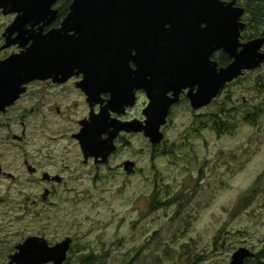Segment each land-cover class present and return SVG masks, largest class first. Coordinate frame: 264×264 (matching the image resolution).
Segmentation results:
<instances>
[{"label": "rangeland", "instance_id": "1", "mask_svg": "<svg viewBox=\"0 0 264 264\" xmlns=\"http://www.w3.org/2000/svg\"><path fill=\"white\" fill-rule=\"evenodd\" d=\"M10 20L0 15V33ZM253 79L234 88L241 109L264 105V91L257 94ZM223 105L217 102L212 112ZM204 113L180 107L155 154L143 138L133 137L132 149L114 163L137 161L132 175L117 169L96 177L95 167L85 165L80 191L51 199L31 234L51 244L71 237L64 264H85L88 257L89 264H229L242 247L257 256L245 264L264 262V113L255 122L233 113L235 129L223 135ZM66 153L59 160L69 162ZM6 183L0 182V264L8 263L26 235L14 209L24 200L20 187L8 192Z\"/></svg>", "mask_w": 264, "mask_h": 264}, {"label": "flooded vegetation", "instance_id": "2", "mask_svg": "<svg viewBox=\"0 0 264 264\" xmlns=\"http://www.w3.org/2000/svg\"><path fill=\"white\" fill-rule=\"evenodd\" d=\"M74 1L56 0L47 12L34 16L32 21L13 32L8 31V28L18 18L23 17L24 13L5 14V8L0 7V15L11 17L0 33V61L26 50L33 43V34L46 36L54 33L55 37L51 38V43L56 46H62L67 37H82L85 31L82 21L85 19L120 21L113 25L112 31L109 29L99 33L104 37L109 36L115 53L118 52L119 47H123L126 53V61L120 65L123 71H120L118 76L111 77V71H102L95 73L93 77H87L84 64L64 71L59 70L47 78L28 82L24 92L13 104L0 107V182L7 181L5 187L8 192H11L15 185L20 187L18 194L24 200L18 202L14 209L21 214L18 219L22 220L26 229L22 242L33 235L45 237L42 234H31L35 220L48 213L51 206L49 202L60 192L77 194L80 191L85 165L95 167L96 177L100 176L101 170L114 172L117 169L123 170L125 175H132L137 168V161L126 158L114 167L118 155L123 150L132 149L133 137L143 138L146 147L150 145L155 154L159 146L166 141L167 128L180 107H187L191 113L202 114L204 110L205 117L212 123L213 116L225 121L234 118L233 113L242 112L243 116L247 114L253 118L260 115L261 110L264 113V105L247 104V108L241 109L234 99V88L241 87L245 79L248 78L250 81L252 76L254 81L251 84H254L253 89H256L257 94L264 91V58L258 66L244 69L241 76L228 82L209 104L195 109L191 96L200 90L201 80L198 77L207 73L209 60L206 54L193 51L192 62L170 63L166 66L170 69L180 68L190 63L189 72L182 71L176 74L180 71L166 70L164 77L155 78V74L149 72L150 66L155 64L134 59L137 50L127 41L121 45L118 39L124 31L125 34L132 32V16L129 13L80 14L77 26L69 23L63 30ZM220 1L223 6L231 10L243 9L239 22L244 24V28L240 30L237 53L244 49V44L258 38L264 39V14L254 12L251 8L252 4L258 8L263 6L264 0ZM125 11L128 12V7ZM171 27L169 23L163 26L164 30ZM207 27V23H201L198 29L203 31ZM196 29L187 30L191 31V34H196ZM79 41L84 43L82 39ZM128 52L130 58L127 57ZM260 54H264V44ZM234 60L235 57L224 49H219L210 56L209 65L212 67L216 62L218 70H221L231 65ZM91 65L108 66L107 64ZM151 97H158L167 102L176 100L170 105L167 123L161 128L165 138L160 144L151 143L144 132L127 131L123 128L124 124L134 120L141 126L148 124ZM220 101L224 105L219 107L217 112H212L213 106ZM244 101L248 99L244 98ZM228 104L231 105L230 109L225 108ZM98 115H101L99 140L104 141L114 136L113 142L116 146V150L104 163H98L95 157L86 160L81 139L84 129L90 128L93 124L92 119ZM66 152H70L69 162H66L64 157L59 160L61 155L67 154ZM98 161H101V158ZM129 161L135 163L133 171L126 169V163Z\"/></svg>", "mask_w": 264, "mask_h": 264}, {"label": "water", "instance_id": "3", "mask_svg": "<svg viewBox=\"0 0 264 264\" xmlns=\"http://www.w3.org/2000/svg\"><path fill=\"white\" fill-rule=\"evenodd\" d=\"M55 1L0 0V7L5 8V14L24 13L8 31L19 30L32 21L34 16L47 12ZM126 7L128 12L125 11ZM126 13L132 16V32L125 34L124 31L118 39L121 45L127 41L137 50L134 59L155 64L149 69L150 73L155 74V78L164 77L166 70L180 71L176 74L182 71L189 72L190 63L180 68L170 69L166 66L170 63L192 62L193 51L206 54L209 60L207 73L198 77L201 80L200 90L191 96L195 109L209 104L228 82L241 76L244 69L258 66L264 58V54H260L264 44L263 38L244 44V49L237 53L240 30L244 28V24L239 22L243 9L231 10L223 6L220 0H75L63 30L69 23L78 24L80 14ZM117 22L120 21L85 19L82 21L85 25L84 35L79 38L67 37L62 46L51 43V38L55 37L54 33L46 36L33 34V43L26 50L0 61V107L13 104L24 92L28 82L47 78L59 70L64 71L84 64L87 77H93L95 73L102 71H111V77L118 76L119 72L123 71L121 63L126 61L125 49L119 47L115 53L109 36L104 37L99 33L109 29L112 31L113 25ZM168 23L172 27L164 30L163 26ZM201 23H207V29L199 31ZM189 28H197V33L191 34V31L187 30ZM80 39L84 43H80ZM219 49H224L235 57L231 65L221 70H218L216 62L212 67L209 65L210 56ZM127 57L130 58V52L127 53ZM91 64L108 66L97 67ZM151 98L148 124L141 126L134 120L124 124L123 128L127 131L144 132L151 143L160 144L165 138L161 128L167 123L169 107L176 100L167 102L158 97ZM92 122V126L84 129L81 136L85 158L88 161L90 157H95L98 163H104L116 150L114 136L104 141L99 140L101 115L94 117ZM99 158L101 161H98ZM134 166V162L126 163L128 171H133ZM72 242L71 237H66L62 241L50 244L45 237L29 236L17 245V250L10 255L8 264H64ZM255 256L256 254L249 248L242 247L233 254L229 264H245L248 259Z\"/></svg>", "mask_w": 264, "mask_h": 264}, {"label": "trees", "instance_id": "4", "mask_svg": "<svg viewBox=\"0 0 264 264\" xmlns=\"http://www.w3.org/2000/svg\"><path fill=\"white\" fill-rule=\"evenodd\" d=\"M251 8H252V11H254V12H259L262 15L264 14V5L258 8V6L252 4ZM261 112L263 113V110H261ZM245 121L255 122L256 118H253V117L246 114L245 115ZM212 126L219 133V135L232 133V131H234V129H235V125L232 124V122L229 119L224 121V120H221L220 118H218L217 116H213ZM165 153H169L168 149L163 150V154H165ZM165 204H167V203H165ZM152 206H153V203H152ZM152 208L156 209L154 207H152ZM255 257H257V256H255ZM92 259L93 258L88 257L87 260L85 261V264H89L90 262H92L93 261ZM255 264H264V262L261 259V261H256Z\"/></svg>", "mask_w": 264, "mask_h": 264}]
</instances>
